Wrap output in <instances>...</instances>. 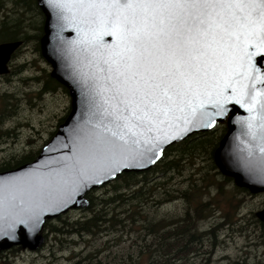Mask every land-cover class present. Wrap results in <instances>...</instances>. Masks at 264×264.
Here are the masks:
<instances>
[{
    "label": "water",
    "instance_id": "water-1",
    "mask_svg": "<svg viewBox=\"0 0 264 264\" xmlns=\"http://www.w3.org/2000/svg\"><path fill=\"white\" fill-rule=\"evenodd\" d=\"M36 2L44 15L41 54L51 76L67 88L70 109L33 160L0 171V252L17 245L38 249L47 219L85 209L87 192L122 172L148 171L166 148L217 122L227 127L214 152L219 170L253 194L264 191V0H128L130 7L116 0ZM234 16L241 24L229 47L212 43L201 56L196 49L211 35L188 34L201 41L187 42L197 56L191 61L196 75L182 82L168 115L138 120L132 90L139 76L130 78L174 66L154 35L160 21L196 17L207 26ZM126 19L141 29L147 59L128 51L121 30ZM21 44L0 42V75L10 72ZM256 216L264 222V205Z\"/></svg>",
    "mask_w": 264,
    "mask_h": 264
},
{
    "label": "trees",
    "instance_id": "trees-1",
    "mask_svg": "<svg viewBox=\"0 0 264 264\" xmlns=\"http://www.w3.org/2000/svg\"><path fill=\"white\" fill-rule=\"evenodd\" d=\"M0 9L7 11L0 16V42L22 41L12 56L10 73L15 68V74H22L20 80L36 86L24 93L29 108H36L35 100L58 89L68 95L67 88L51 76V71L32 69V74V66H38L34 62L29 66L27 62H15L30 40H34V49L42 56L44 15L36 0H12L11 7L0 0ZM30 29L36 33L30 34ZM10 73L4 76L8 80ZM18 99L11 91L0 93V111L6 110L10 121L17 113ZM69 109L68 106L65 115L58 118L57 129ZM56 130L49 131V138L38 149L31 148L15 159L12 155L13 160L0 161V171L33 160ZM2 132L7 141L18 137V131L9 122L0 124V135ZM226 132L225 124L218 123L209 132L187 137L166 148L148 171L122 172L111 183L87 192L88 205L83 209L87 214L73 217L66 212L46 220L41 232L45 241L48 235L52 237L45 243L49 254H43V258L54 264L61 254L68 252L67 260L72 261L69 264H138L142 258L147 259V264H190L193 257H200L198 264H205L214 247L222 242L217 231L222 233L228 225L245 218L240 212L244 196H254L247 188L238 186L233 177L223 174L214 162V152ZM31 143L30 137L25 139V145ZM257 195L264 196V191ZM255 212L250 211V219L259 222ZM257 226L261 234L254 235L260 237L264 223ZM244 227H236L240 235ZM101 236L105 238L100 240ZM126 242L131 247L129 251Z\"/></svg>",
    "mask_w": 264,
    "mask_h": 264
},
{
    "label": "rangeland",
    "instance_id": "rangeland-1",
    "mask_svg": "<svg viewBox=\"0 0 264 264\" xmlns=\"http://www.w3.org/2000/svg\"><path fill=\"white\" fill-rule=\"evenodd\" d=\"M7 7H11L12 0H4ZM7 9V8H6ZM7 11L0 9V16ZM30 34H35L36 30L30 29ZM34 40H30L23 52L20 53L16 59V63L27 62L28 66L33 62L38 65L37 68L32 66L31 73L34 74L32 69L41 72V68H46L51 71V66L46 60L35 51L33 43ZM11 70V67H10ZM15 68H12L10 73L11 79L5 78V81L0 82V93L4 91H11L17 95L20 99L18 102L17 113L12 117L10 121L9 115H6V110L0 111V124H11L15 127L18 137L14 141H7L6 134L0 135V161L12 159L20 155L21 152H27L31 148L38 149L42 146L43 142L49 138V131H55L57 129V120L61 116L65 115V110L70 107V96L58 89L56 93H48L43 95L40 100H35L36 108H29V103L25 101V92H30L34 89V84L29 81L20 80L22 77L21 72L15 74ZM39 74V73H37ZM36 75V74H35ZM18 99V100H19ZM34 102V101H33ZM7 122V123H6ZM8 127V126H7ZM5 128V127H2ZM6 135V136H5ZM31 138L32 143L25 145V139ZM9 139V138H8ZM13 139V138H12ZM12 159V160H13ZM260 194V193H259ZM254 196H244L240 206V212L245 215L240 222H234V224L228 225L222 233L218 232L219 238L222 239L221 244L215 246L213 252L209 254L208 260L205 264H264V231L260 237H256L254 234H261L259 229L260 222L250 219V211H258L263 207V195L253 194ZM262 201V202H261ZM88 212L83 209L70 210L66 214L68 216L80 217ZM256 213V212H255ZM248 219V220H246ZM56 223V221H54ZM245 225L242 228L243 235H240V231L236 227ZM232 227V228H231ZM252 230V231H250ZM250 231V232H249ZM47 233L48 231L45 230ZM249 233V234H248ZM52 234L47 236L46 241L41 247L36 250H28V248H22L21 245L6 249L0 252V264H48L49 259L43 258V254L48 255V248L45 243L48 239L51 240ZM105 236H101L100 240H103ZM225 242V243H224ZM45 244V245H44ZM129 242H126V248ZM99 245V244H97ZM42 248V249H41ZM86 252L89 251V246H86ZM68 252L61 254L59 260L54 264H69L72 261L67 260ZM200 257H193L190 264H198ZM147 259L142 258L138 261V264H147Z\"/></svg>",
    "mask_w": 264,
    "mask_h": 264
},
{
    "label": "snow or ice",
    "instance_id": "snow-or-ice-1",
    "mask_svg": "<svg viewBox=\"0 0 264 264\" xmlns=\"http://www.w3.org/2000/svg\"><path fill=\"white\" fill-rule=\"evenodd\" d=\"M116 2L123 7H130L128 0H116ZM261 16H264V12H261ZM213 23L217 31L210 32ZM240 24V18L235 16L231 21L218 17L208 23L207 26L203 19L196 17L178 18L174 23L171 20L162 19L160 28L154 35L160 42V50L166 49L170 53L172 58L170 63L174 66L167 70L163 68H156L154 71L145 69L144 73H134L133 77L130 78L135 79L136 76H139L136 87L132 90L136 108L140 111V115H137L136 118L138 120L159 119L160 116L168 115L169 106L173 103L174 97L180 95L179 90L182 82L196 75L198 68L191 61L197 59V56L188 51L187 42L201 44V41L188 34L195 29L203 37L211 35V42L205 41L201 48L196 49V52L203 56L206 54L203 49L210 48L212 43L224 47L231 46L230 40L234 27ZM121 30L128 43V51H139L141 57L147 59L145 53L148 49L144 45L141 29L137 26L136 20L126 19ZM173 33H175V39ZM247 55L251 59L255 53H247ZM247 87L245 85V88ZM160 122L163 123V121Z\"/></svg>",
    "mask_w": 264,
    "mask_h": 264
},
{
    "label": "flooded vegetation",
    "instance_id": "flooded-vegetation-1",
    "mask_svg": "<svg viewBox=\"0 0 264 264\" xmlns=\"http://www.w3.org/2000/svg\"><path fill=\"white\" fill-rule=\"evenodd\" d=\"M5 81V77L0 75V82ZM7 115V113H4ZM261 224V223H260Z\"/></svg>",
    "mask_w": 264,
    "mask_h": 264
}]
</instances>
